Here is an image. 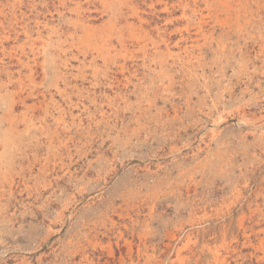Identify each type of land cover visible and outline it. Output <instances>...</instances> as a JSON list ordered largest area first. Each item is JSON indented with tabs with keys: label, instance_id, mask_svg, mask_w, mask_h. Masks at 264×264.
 Wrapping results in <instances>:
<instances>
[{
	"label": "rangeland",
	"instance_id": "374dc122",
	"mask_svg": "<svg viewBox=\"0 0 264 264\" xmlns=\"http://www.w3.org/2000/svg\"><path fill=\"white\" fill-rule=\"evenodd\" d=\"M0 264H264V0H0Z\"/></svg>",
	"mask_w": 264,
	"mask_h": 264
},
{
	"label": "bare ground",
	"instance_id": "6f19581e",
	"mask_svg": "<svg viewBox=\"0 0 264 264\" xmlns=\"http://www.w3.org/2000/svg\"><path fill=\"white\" fill-rule=\"evenodd\" d=\"M220 1H221V0H220ZM130 2H131V1H130ZM131 4H132V3H131ZM134 5H135V4H134ZM134 5H133V6H134ZM128 7H129V6H128ZM129 9H130V8H129ZM132 9H133V7H132ZM134 9H135V7H134ZM138 9H139V8H138ZM132 11H134V10H132ZM132 11H131V12H132ZM137 11H138V10H137ZM198 11H199V9H198ZM200 14H201V13H200ZM205 15H206V14H205ZM201 16H202V15H201ZM202 17H203V16H202ZM201 19H202V18H201ZM141 20H142V19H141ZM200 22H201V21H200ZM198 24H199V23H198ZM203 24H204V23H203ZM163 26H164V25H163ZM199 27H200V26H199ZM134 37H135V36H134ZM138 37H139V36H138ZM140 39H141V38H140ZM167 41H168V40H167ZM88 241H89V239H88ZM95 242H96V241H95ZM97 242H98V241H97ZM98 243H99V242H98ZM90 244H91V243H90ZM93 246H94V245H93ZM217 253H220V252H217ZM217 253H215L216 255H215V254H214V255H215V256H218ZM220 254H221V253H220ZM222 255H223V254H222ZM222 255H221V256H222ZM218 257H219V256H218ZM218 257H217V258H218ZM222 260H223V259H222ZM216 261H219V259L216 260ZM223 261H224V260H223Z\"/></svg>",
	"mask_w": 264,
	"mask_h": 264
}]
</instances>
